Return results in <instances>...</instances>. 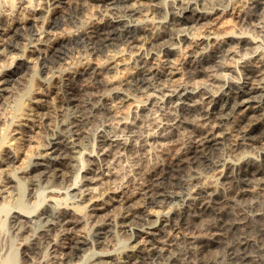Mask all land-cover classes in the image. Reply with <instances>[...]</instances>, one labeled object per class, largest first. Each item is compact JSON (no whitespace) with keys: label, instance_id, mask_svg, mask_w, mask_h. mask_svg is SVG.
Returning a JSON list of instances; mask_svg holds the SVG:
<instances>
[{"label":"bare ground","instance_id":"1","mask_svg":"<svg viewBox=\"0 0 264 264\" xmlns=\"http://www.w3.org/2000/svg\"><path fill=\"white\" fill-rule=\"evenodd\" d=\"M0 1L8 4L11 14H15L17 9L26 13L8 25L4 21L9 16H0V26H5L0 29V59H6L12 51L19 53L8 65L0 66V97L1 92L8 90L11 79L22 69H30L31 72L23 94L15 99L11 123H5L0 133V170L16 159L13 148H10L12 132L16 131L14 127L28 126L32 131L38 113L31 115L30 112L39 109L45 92L56 91L54 109L58 110V123L56 120L54 129H61L49 137L46 135V146L41 145L43 149L38 154L24 158L19 170L4 172L6 177L0 178L1 194L9 183L17 189L14 209L7 203L0 205V239L3 238L1 243L7 241L0 249V264H20L18 244L24 246L28 239L24 237V243L18 242L19 234L29 231L32 235L35 230L32 224L44 219L47 223L49 216L55 223L66 225L69 229L65 237L48 241L52 249L59 253L60 259L68 263L84 246L91 244L94 248L101 244L103 236L109 232V226H117L128 233L131 240L137 241L125 253L122 263L264 264V1H252L248 8H244L243 21L258 35L254 38L236 33L230 25L221 27L220 21L213 18L216 13L213 8L215 0H177L171 10L172 19L159 22L147 18L137 20L139 14L150 11L148 6L153 1L162 5V0H95L113 16L94 27L71 32L66 37L52 31L57 26L56 16L60 14L57 5L61 3L60 0H47L48 9L40 23L34 19L39 8L32 0L19 3L17 0ZM204 20L207 22L205 34L192 36L191 25ZM149 35L153 36L149 45L155 51L140 53L134 71L124 80L119 79V82L105 78L102 73L103 68L111 62L108 60L115 58L114 54H108L105 63L94 67L83 65L77 68L65 62L70 49L79 45L88 46L97 56L112 52L111 49L120 44L136 51L143 48L144 37ZM229 41L236 42L238 49H253L259 59L254 64H240L239 80L222 82L223 72L230 73L229 69L232 68L225 62L237 51L234 47L236 51L227 48ZM183 45L191 54L186 60L189 66L184 74L178 65L185 62L177 63V59L173 58ZM37 65H41V70L48 74L39 81ZM177 74H181V78L177 77L179 80L174 78ZM203 75L209 79L198 81ZM89 78L97 79L95 87L102 89L103 93L93 94L86 87L82 99L78 97L76 84ZM122 85H130L138 92L151 91L149 100L157 102V127L145 135L136 136L137 124L143 120L137 122L129 118L135 111L144 112L145 102L126 94ZM109 86L112 87V96L120 98V105L126 106V111H122V106H115L116 109L107 106V97L111 94L106 92ZM75 105L78 113L66 115L72 110L69 106ZM106 111L111 116L108 124L110 130L100 129L101 135L94 143V151L80 152L79 147L85 141L84 135L88 133L86 127L92 117ZM180 111L196 115L201 125L191 132L192 136L189 134V142L182 143L176 152L173 151L175 153L170 161H162L153 168L143 165V181L133 196H123L120 180V183L113 181L115 184L110 196L108 191L93 187L97 178L92 173L85 179L83 175L80 177V170L86 168L85 158L91 160L99 157V160H103L113 148H119L112 153L110 161L100 166L101 170L95 163L100 173L109 175L113 173L119 155L128 149L136 150L138 142H147L155 137L175 139L181 123L179 114H176ZM139 128L141 130V126ZM126 131L132 132V136L124 135ZM244 146L258 147L261 158L248 155L233 160L223 155L225 149L239 151ZM135 170H141V165ZM189 170H195V173L185 176ZM201 170L218 173L222 181L212 185L200 181L203 177H196L195 174H200ZM23 175L24 178L32 175L39 178L38 181L51 178L69 183L64 190L52 189L49 196L40 191L36 202L29 205L26 202L28 189L21 179ZM190 175L191 178L186 179ZM82 180L86 183H82ZM254 186H258L261 192H253ZM115 201L120 206L115 215L101 221L96 219L98 223L90 231L74 233V228L88 216L97 218ZM177 203L178 206L172 207ZM46 206L51 210L44 211ZM8 222L13 223L14 236L8 231ZM165 226L181 228L183 234L173 239L164 233ZM204 230L209 232L203 233ZM46 231L44 228L42 235ZM138 243L142 247L137 246ZM47 253L42 254L41 262L44 264H49ZM91 254L95 259L100 257L95 264H110V259L115 257L113 252L95 249Z\"/></svg>","mask_w":264,"mask_h":264},{"label":"rangeland","instance_id":"2","mask_svg":"<svg viewBox=\"0 0 264 264\" xmlns=\"http://www.w3.org/2000/svg\"><path fill=\"white\" fill-rule=\"evenodd\" d=\"M20 1H23V0H17L18 3ZM32 1L39 8V10L34 14V19L36 20V22L40 23L41 21L44 20V17L46 15V11L48 9L49 2L47 0H32ZM176 1L177 0H162V2H161L162 5H160V4L158 5V1H153V4L148 6L151 8L150 11L147 14H145V12H142L141 14H139L137 21H144V19H146V18L153 20L155 22H159V21H163V20L169 21L170 18L172 19V14H171L172 11L171 10H173ZM252 1L262 2L264 0H215L214 1L215 3H213V8H215L214 10L216 13L213 16V18L218 19L220 21L221 27H226V26L230 25L233 27V30L236 33H238V32H239L238 34L244 33V34L254 38L255 36H258V35L255 34V32L250 28V26H247L245 21H243V20H245L244 19V13L246 12L245 9L248 8V5L250 3H252ZM60 2L61 3L57 5V6H59L58 10L60 11L59 12L60 14H58L56 16L57 26L55 28H53L52 31L57 33L58 35L63 36V37H66L69 33L76 32L79 29H83V28L88 29V28H91V26L94 27L95 25H97V24L103 22L104 20L110 18L111 16H113V14L111 12L105 11L102 7H100L99 3L96 2L95 0H60ZM39 5H41V6H39ZM153 5H154V7H153ZM230 8H233V9L231 10ZM5 14L9 16L8 17L9 19L7 21H4V24H7V25L13 24L14 21L18 17H23L26 15V13L23 10L18 11V9L16 10L15 14L14 13L11 14L8 4L0 1V16L5 15ZM9 14H11V15H9ZM146 15H149V16H146ZM237 17H238V20H237ZM242 25H245V26H242ZM4 27L5 26H3L1 24L0 29H2ZM191 27H192L191 28V35L192 36H194V35L195 36H202L206 32L205 30H207V22L205 20L200 21L199 24L195 23V24L191 25ZM152 40H153V36H151V35L147 36L146 38L144 37V45H143V48L141 50L136 49V51H135L134 49L133 50L129 49L125 45L120 44L117 47L112 48L111 49L112 52L100 54V56H97V54H94L93 51L88 46L79 45L77 47H73L72 49H70L71 51L68 53V56H67L65 62L68 61V64L70 63L72 66L77 67V68L80 66H83V65L94 67V65L96 66L97 64L105 63L107 61L106 56L108 54H114L115 58H111L110 60H108L111 62L106 66L107 69H106V67L103 68L102 73H104L103 76L105 78L114 79L115 81L119 82L120 80H124L125 77H127L130 72L134 71V69L136 67L137 60H138V55L140 53L144 54V53H148L151 51H155L151 48V45H149ZM209 45L210 44H207L206 46H209ZM184 46H185V48H184ZM226 46H227V48H231L234 51H236V50L237 51L234 52L233 55L229 56V58H227V60L225 62L226 63L225 65L229 66L230 68L231 67L233 68V72L231 71L232 68L229 69L230 73H226L224 71L225 73L223 72V74H222L223 78L221 80H222V82H225V81L233 82L237 79L239 80L240 70H241L240 64H242L244 62L245 63H251L252 62L254 64V63H256V61L259 58L254 55L253 49H248V50H246L245 48L238 49L236 42H233V41L230 42L229 41V44H227ZM232 47H234L236 50ZM188 51H189V49L186 48V45H183L181 50L178 53H176L175 55H173V58L175 57L174 59H177L176 60L177 63L185 62L184 64L178 65V67H180V68L182 67L180 69V72L182 74L186 73V71L188 70L187 67L189 66V64L186 63V60L189 59V57L191 56L190 51L189 52ZM245 51H246V53H245ZM17 54H19V53H17L16 51L9 52L8 53L9 57H7L8 56L7 55L6 59H5V57H2L0 59V66L8 65L11 62L10 60ZM229 59H231V60H229ZM254 59H255V61H254ZM117 61H119V62H117ZM112 62H113V64H112ZM67 65L64 66V68L67 67ZM61 66H60L59 70L62 69ZM37 68H38V72H39V74H38V81H39L48 74L44 73V70H41V65H37ZM30 73H31L30 69H22L20 71V74L13 77V79H11L10 83H8V90H5L6 92H4V91L1 92L2 95L0 97V133H1V130L4 127L5 123H11L13 115H14V103L18 98H20V95L23 94V92L25 90V85H27L28 81L30 80ZM175 76H174L175 79L177 77L181 78V74H177ZM180 78H177L176 80H179ZM208 79H209L208 77L203 75L202 77H200L198 79V81L202 82V81H206ZM97 82H98L97 79H94V78H89L87 80L77 82V84H76L77 93L79 90V94H78L79 96L78 97H81L82 99L84 98L82 95L86 94V91H84L86 87H88V90H87L88 92L90 90V92H92L93 94H97V95L102 94L103 90L99 89V87H95L97 85ZM111 88L112 87H110V86L107 88L106 92L108 93V95H109V93H111ZM121 88L126 94H128L132 98L139 100V101L142 100L145 102L144 112L142 110H138L139 112L135 111V113H133L132 115L129 116L131 121L139 122V121L143 120L142 123L140 122L139 125L137 124L138 127L136 128V130H137L136 136L139 137L141 135H145L149 131L155 129L157 127L156 126V124H157L156 116L158 115V111H157V105H156L157 102H155V101L153 102V100H149L151 98L150 97L151 95H149L151 93V91L138 92V91H135L132 87H130V85H122ZM52 94H53V96H52ZM55 94H56V91L45 92V94H44L45 96L44 95L42 96V98L44 100L41 98L40 105L38 106L39 109H34V110L32 109V111L30 112L31 115H33V113H35V114L38 113L35 115L37 117V118L35 117L36 118L35 122H37V123L34 122V125L32 126L34 129L32 128V131L29 130L28 126L14 127V130H16V131L12 132L11 140H10V143H12V145L10 148L11 149L13 148V154H14L16 159L10 165L7 164V165L1 167V170L4 169L5 171L2 170L3 171L2 172L0 170V178H5L6 177L5 173H7L9 170L10 171L11 170L12 171L13 170H15V171L19 170L21 168V161L24 158H26L27 156L29 157V155L38 154V152L41 151V148L43 146H46V141H44V140H46L45 139L46 135H47V137H49V135L51 136V134L53 132H58L61 130L59 128L54 129V127L56 125V120L58 117V115H57L58 110L54 109V99L56 97ZM50 95H51V97H50ZM104 103H106V102H104ZM120 104H121L120 98L112 96V93L110 94V97L109 96L107 97V106L109 108H115L116 109L115 106H117V107L122 106ZM49 105H50V107H49ZM148 106H150V107H148ZM69 107L72 110L68 111V113L66 115H68V114L71 115V113H73V112L78 113V108L76 105L75 106H69ZM125 107L126 106H122V108H121L122 111H126L127 108H125ZM117 110H119V109L117 108ZM106 112L107 113H102V112L96 113L92 117L91 123L88 125V127H86L87 132L89 134L87 133L84 135L85 141L83 140L81 143V146L79 147L80 152L86 153V152L94 151V143L98 139L99 135H101L100 129H104L106 131L110 130L108 124L111 122V118H110L111 116H110V113L108 111H106ZM89 114L91 115V113H89ZM133 115H134V117H133ZM176 115H178L179 122H181L180 123L181 125L179 124V127L177 128L178 131L176 130V134L177 133H179V134L175 137V139H177V140L180 139L179 141H176L175 139L170 140V139L165 138V137L151 138V139H148L147 142L140 141V142H138L139 145H138V148L136 150L128 149L119 155V158H118L119 161L116 163V166H115L116 168L114 167V169L112 170V172L116 173V174L112 173V174L107 175L105 173H100L99 170L96 169V164H97L98 168L100 169V166H102L105 162H107V160L110 161L112 159V157H111L112 153L115 150L119 149V148L115 147L110 152V154H107L106 158L103 160H99L98 159L99 157L98 158L94 157V159H91V160H89L90 158H85L86 159L85 160L86 168H83L82 170H80V177L82 175L84 176L83 179H85L86 177H90L91 175L93 177H96L97 181L94 184L95 186H93V187H95L99 190L104 189V190L108 191L109 193L113 191V187L115 184L113 181H117L118 183L121 182V184H123L122 185L123 188H122V192H121L123 194V196H125V197L133 196L134 193L136 192V190L138 189V187L140 186L139 184H141L142 183L141 181H143L142 180V178H143L142 173L144 171V170H142L143 165H147V166H150L151 168H153V167L159 166L164 161H170V159L173 157V154L176 152L177 149H179L181 147L182 143H186V142H189V140H191V136H192L191 132L193 130L197 129L201 125V123L198 121L197 116L194 114L190 115L186 112L183 113L182 111H180ZM148 116H150V117L148 118ZM183 116H185V117H183ZM153 117H154V119H153ZM186 118H188V119H186ZM57 123H58V120H57ZM140 126H141V130L139 128ZM140 132L142 134H140ZM223 132H225V129L223 130ZM109 134H111V133H108L107 135H109ZM124 135L132 136V132L126 131L124 133ZM138 137H135V139H137ZM165 139L168 141L166 142ZM150 140H151V142H150ZM157 141H159V142H157ZM141 142H143V143H141ZM41 145H43V146H41ZM157 145H159L160 147ZM36 146H37V148H36ZM158 148H159V150H158ZM173 151H175V152H173ZM223 155H224V157H227V158L233 159V160L236 159V157H241V156L245 157L248 155L250 157L260 159L261 158L260 157L261 151L259 150L258 147L253 148L250 146H248V147L244 146L239 151L233 150V148L225 149L223 151ZM92 161H94V162H92ZM138 165L139 166L141 165V170H135L138 167ZM91 168H92V170H91ZM87 170H88V172H87ZM93 170H95V171H93ZM134 173H136V174H134ZM190 173L194 174L195 170H189V172H186L185 176L190 174ZM118 174H120V175H118ZM195 175H196V177L197 176L203 177V179H200V181L204 180L207 183L210 182L209 183L210 185H212L215 182L217 183L218 181L219 182L222 181L221 176L219 177L218 173L211 172L209 170H201L200 174H195ZM263 176H264V174H263ZM218 177H219V180H216ZM23 178H24V175H23ZM23 178L21 177V179L23 180V182L25 184L26 190L28 189L26 192V195H28V196H26L27 197L26 202L29 205L34 204L36 202L37 194L40 191H44L46 193V196H49V194H50L49 191H51L52 189L64 190V189H66V187L68 186V183H69L66 181L60 182L59 180H53L51 178H47V179L42 178V179H40V181H38L39 178L36 179L32 175H29V178H28V176H26L24 179ZM189 178H191V175L186 177V179H189ZM105 179H107V180L111 179V180L107 181ZM123 179H125V180H123ZM1 180H3V179H1ZM119 180H120V182H119ZM82 183H86V182L82 180ZM82 183H81V186H82ZM194 183L195 184L197 183L196 178L194 180ZM3 184H4V181H3ZM1 185L2 184L0 183V188H1ZM2 190H3V194H1L2 192L0 193V205H2L3 203H7L14 209L15 199L17 198L16 187L13 184L9 183V184H6ZM253 192H261V191L258 190V186L257 187L254 186ZM70 194H73V192H70ZM30 195H32V196H30ZM111 195H112V193H110V196ZM113 196H118V194L113 195ZM178 205H179V203L173 204L172 207H175ZM119 207L120 206H119L118 202H116V201L112 202V204L106 209V211H103L102 213H100L97 218L88 216L84 220L83 223L78 224L74 228L75 229L74 233L79 234L80 232L83 233L85 230L90 231L93 228V226H95L98 223V222H96V219L101 221V220L106 219L112 215H115L116 212L119 211ZM44 209H45L44 211H50L51 210V208L47 207V206ZM115 210H117V211H115ZM37 221L35 222V224L34 223L32 224V227L34 226L33 228H35L32 235L30 234L29 231H27L26 233H24V232L22 233L24 236H22V234H19V236H18V238L20 237V239H18V242H20V243H24V241H23L24 237H26L25 239H28V243L24 244V246L18 244V248L20 247V249L18 250L19 251L18 252V263H20V264H34V262H35V264H44L41 262V260H42V254L45 252L46 253L48 252L47 253V259L48 260L47 261L49 264H54V263L55 264H93V263L95 264L96 262L99 261L100 257L98 259L93 258L92 254H91L93 249H95L96 251H104V252L109 251V252L115 253V255H114L115 257L110 259V264H112V263L113 264H126L125 262L122 263L123 256L125 255V253L127 251H129L131 246L135 245L137 242L136 240H131L132 239L131 236L128 233L122 231L121 228H117V226H114V227L109 226L110 228L109 227L107 228V229H109V232L105 236H103V238H102L101 244L104 242L102 245L97 244L94 246V248L91 244L84 246L79 251L77 256H74L72 258L71 262L68 263V261L60 259L59 253L57 251H54L48 242L49 240H52V239H58L59 237H65L69 233L68 227L66 225L61 224V223L60 224L55 223L54 219L51 216L48 217L47 223H46V219L37 220ZM39 221H41V222H39ZM12 225H13V223L8 222V231H11V234L13 233L12 236H14V234L16 232L14 233V230H13L14 226L12 227ZM9 228H10V230H9ZM44 228L47 229V231H46L47 233L44 232L42 235L41 232ZM119 229L121 230V232ZM165 229H164V233L168 236L173 237V239H176L179 236L181 237V235L183 234L181 228H178V227L173 228V227L165 226ZM77 231L78 232L80 231V232L78 233ZM206 231L209 232L208 230H206ZM206 231L204 230L203 233H206ZM10 236H9V238H10ZM1 242H3V238H2V240L0 239V249H1V247L4 248L3 246L5 245V243L7 241L4 240V243H1ZM31 246L32 247L34 246V247L32 248ZM137 246L142 247V245H139V243L137 244ZM33 249H35V250H33ZM32 253H34V255ZM31 255H33V256H31ZM29 256H30V258H29ZM39 257H41V258H39ZM50 257H51V259H50ZM37 260H39V261H37ZM52 260H54V261H52ZM113 260H115V261H113ZM142 264H150V262L142 263Z\"/></svg>","mask_w":264,"mask_h":264}]
</instances>
